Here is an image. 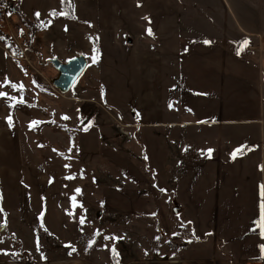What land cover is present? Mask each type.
I'll return each mask as SVG.
<instances>
[{
  "label": "rangeland",
  "instance_id": "1",
  "mask_svg": "<svg viewBox=\"0 0 264 264\" xmlns=\"http://www.w3.org/2000/svg\"><path fill=\"white\" fill-rule=\"evenodd\" d=\"M72 1L77 22L48 15L60 0H21L26 16L37 9L52 21L32 44L17 12L16 21L11 12L3 20L13 24L4 33L20 55L0 43V82L23 88L0 92L24 102L10 107L0 98V264L167 263L185 246L215 243L196 230L224 227L219 244L242 241L248 235L231 225L247 214L261 237L254 222L264 201V0ZM79 55L86 66L62 93L49 61ZM241 146L257 157L246 158L250 168L229 163ZM216 161L234 177L251 174L249 194L241 177L228 184L239 190L216 193ZM195 195L205 213L218 201L219 214L186 217Z\"/></svg>",
  "mask_w": 264,
  "mask_h": 264
},
{
  "label": "crops",
  "instance_id": "2",
  "mask_svg": "<svg viewBox=\"0 0 264 264\" xmlns=\"http://www.w3.org/2000/svg\"><path fill=\"white\" fill-rule=\"evenodd\" d=\"M20 3H21V0H17V2L12 4V6H11L12 9H11V11H9V12H11L10 18H14L13 16H15V18H16L15 21L18 19L17 16H16V11L15 10H17L18 14H22V15L26 16V14L23 13L22 9L20 8ZM72 5L74 6L73 1H72ZM56 7H58L57 3L51 8H56ZM82 7L85 8L84 5H82ZM72 9L75 12L76 7L74 6ZM36 10L37 9H35V11ZM74 15L76 16V14H74ZM39 18H41L40 15H39ZM55 18H56V21L57 20L59 21V19L66 20V18H63L61 16H57ZM76 19H77V17H76ZM3 20H4V18H3ZM53 22H54V20H53ZM51 23H52V21H51ZM2 24H3L2 25L3 29H2V26H1V29L4 30V31H6L5 27H9V26L13 25L12 22H10L9 20L5 21V23L3 22ZM53 34H55L54 31L51 33L50 31H48V29H46V31H45V35L46 36L44 37L45 40H52L54 38ZM126 42H131V41L128 39ZM55 55H56V53H55ZM18 63L20 64V66L23 65V63H21L20 61ZM18 70H19L20 73L22 72L19 68H18ZM25 71H27V69H25L22 72L23 76H25L26 73H27ZM186 111H189V110H186ZM192 120L193 121L190 122V123H195V120L194 119H192ZM250 152L251 151H247L248 154L245 153L243 155H238L240 158H242L241 162H239L240 158H237V159H231V161L229 163H231V165L235 164L234 167H239L238 166L239 163L240 164L242 163L244 168H250L252 165L250 164L248 166V164H247L248 162H246V158H248V159L250 157L251 158H254V157L257 158L255 155H250L249 156ZM255 153H258V152H256V151L253 152L252 151V154H255ZM211 167H213V170H214L213 176L215 177V181L217 179V181L215 182L216 186H218V185L221 186V187H217L216 193H220V194L222 193L221 196H225V195H228V194L232 193L233 191H235L236 188L238 190L240 189V184L233 183V186H232L233 190H232V188L228 185L229 184V179L230 180L234 179L235 181L237 180L236 178H240V177L242 179H244L245 180V182H244L245 184H244V187L241 188V190H245L246 189L248 194L250 192L249 189H251L250 186L251 187L254 186V183H251V180H250V177H252L251 174H249V176H246V178H245L244 175H240L239 177L238 176L234 177V175H233L234 172L233 171H232L233 173L228 172V167H230V166H225L224 165L222 167V163L217 162V161ZM220 172H222L223 175H224L223 183H221V181H219L220 176H221ZM225 172H226V176H225ZM248 177H249V182L246 181V179ZM217 190H218V192H217ZM249 196L252 197L251 194ZM219 198L220 197H216L215 200H218ZM201 200H202V197H196V195H195L196 203L194 205V208L193 209H189L190 213L187 214L186 217H188V216H191V217L196 216L195 218L198 219V217H202L203 215H206V216H211V218H212V217L217 216L219 214L220 207H219V202L218 201L213 206V209H212V207L209 209V207L207 206L208 209L210 210V213H205L204 211L206 209L203 208V205L199 204V202ZM227 201H228L227 198L226 199L222 198V202L221 203H223L225 205H228ZM188 208H189V206H188ZM248 209L249 210L252 209V206H250ZM192 210H193V212H192ZM245 221L246 222L243 225L236 226L235 223L231 225L233 233L238 234L237 233L238 232L237 229H241V230H243L242 233H245V234L248 235V236H245V238H243V240H244V241L242 240L243 242L239 241V240H236L234 238V240H232L230 242V244L228 242H226L225 245H224L225 242H223V244L222 243L219 244V240H223L222 237H225L226 234H227V232L224 230V227H220V229H214L213 226H212V227H209L207 229L196 230V231H193V232H195V234L198 235L197 236V237H199L198 240H201V236L203 237V235L205 237H209L210 236V238L208 240L214 239L215 243H212L210 245V241H208V242H206V241L205 242H199L198 246L197 245L194 246L195 249H192L191 246L189 248H187V246H185L184 249H183V256L184 257L179 255V258H177V260L175 258H173V259H175L174 261L169 259L170 261H168L167 263L168 264H172V263L174 264V263L177 262V264H188V262L191 263L192 260H194L193 264H220L221 262H222V264H243V262H247V264H250V262H255V264H264V258H261L262 257V251H261V248H260L261 245H264V238L260 242V239L262 237H259V235L253 230L254 227L252 225V219L250 217V214L249 215L247 214ZM202 224L203 223L200 222L199 226H202ZM255 234H257L258 236H256ZM195 239H197V238L195 237ZM202 240H203V238H202ZM221 246H223V247L226 246V247H224V249H222ZM187 249H189V250H187ZM220 250L222 251V253L219 252ZM193 256H195V257H193ZM160 261L161 262H156V263L149 262V261H145V262H146V264H167L163 260H160Z\"/></svg>",
  "mask_w": 264,
  "mask_h": 264
},
{
  "label": "snow or ice",
  "instance_id": "3",
  "mask_svg": "<svg viewBox=\"0 0 264 264\" xmlns=\"http://www.w3.org/2000/svg\"><path fill=\"white\" fill-rule=\"evenodd\" d=\"M61 3H62V5L63 4H66L69 9H72L74 7L72 5V3H71V0H61ZM9 15H11V13H9ZM35 15L37 17H39L40 14L39 13H35ZM61 15H63V16H69V15H71V13L68 12V11L56 12L55 10H53L52 12H50V16H53V17H55V16H61ZM72 18H75V17L72 16ZM145 19H148V18L145 17ZM47 23L50 24L51 21H48ZM44 26L46 27L47 24H45ZM22 31L23 30H21V34H22ZM146 31H147V34L148 35H153L151 29H147ZM0 39H3V37H0ZM204 43H210V42L209 41H204ZM247 44H248V40L247 39L239 42L238 48H237V54L238 55H239L240 51H242L243 48L247 46ZM92 59H93V63H95L97 61V59H98V55L97 56H94ZM5 85L10 86L13 90H20V89L23 88V85L13 84L10 81H8L7 78H5V81L4 82H0V88L4 87ZM0 98H5V99L10 100L12 102L10 104V107H13L16 104H20V103H23L24 102L22 98L17 99L16 97H9L8 94L5 93V92H0ZM169 107H171V104L169 105ZM64 118L66 119L67 117H64ZM6 119L8 120L9 125L11 126V116L9 115ZM37 123H39V122H36V121L31 122L30 123V127H35ZM86 130L87 129H85V131ZM251 150L252 149L247 148V146H241V147H239L237 149H234L233 152L230 155H231L232 159H235L237 157V155H243V154H245L246 151H251ZM212 151H213L212 149H208L207 150V155L209 157L211 156ZM65 167H68V165H66ZM68 178L71 179L72 177H68ZM161 191H163V190H161ZM79 192H80V189H76V193L78 194ZM261 196L264 197V186H261ZM71 200H72V206H73V208H75L77 206V202H76L75 196H73L71 198ZM260 209H261L260 218L257 221H255L254 223L260 229V233L259 234L261 235V237H264V201H262V203L260 205ZM0 212H2V209H0ZM71 214L72 213H69V215H71ZM80 223L81 224H84L85 223V220H84L83 217H81ZM0 226H3V225H0ZM253 230L255 231V229H253ZM98 234L99 233H97V235ZM106 239H107V237H106ZM91 245H92V241L90 240L89 241V247ZM66 246L67 247H71L73 252L76 251V249L74 247H72L71 245H66ZM260 248H261V251H262V257L261 258H264V245H261ZM113 254L114 255L116 254L115 253V249H113Z\"/></svg>",
  "mask_w": 264,
  "mask_h": 264
},
{
  "label": "trees",
  "instance_id": "4",
  "mask_svg": "<svg viewBox=\"0 0 264 264\" xmlns=\"http://www.w3.org/2000/svg\"><path fill=\"white\" fill-rule=\"evenodd\" d=\"M3 0H0V4L2 3ZM17 12V10H15ZM52 10H49L48 11V15L50 16V12H52ZM56 12H61V11H68L71 13V15L69 16H63L61 15V17L63 16L64 18L66 19H69V20H73L75 22H77L78 20L76 19L75 15H74V10L73 9H69L67 7L66 4H63L61 3V0H60V8L59 10H55ZM35 11L33 13V15L31 17L29 16H24L22 14H19V19L21 20V23L24 24V23H27L28 27H29V31L27 33V39H26V43L27 44H32L33 40H34V37L36 36L37 34V31L39 32V30H41L43 28V26L45 24H47V22L49 21L48 18H45V19H41L39 17H37L35 15ZM72 16H74L75 18H72ZM57 17V16H56ZM0 28H1V24H0ZM0 37H3V39H0V43H2L3 45H5V47H7L11 53H14L15 55H20V51L18 50V46L16 47L15 44L13 42L10 41V38L8 37V34L7 33H4V30L2 31L0 29ZM6 48V49H7ZM7 49V50H8ZM9 52V51H8ZM95 52V51H94ZM10 53V52H9ZM10 53V54H11ZM97 53V52H96ZM17 55V56H18ZM15 60L18 62L17 58H15ZM50 62V61H49Z\"/></svg>",
  "mask_w": 264,
  "mask_h": 264
},
{
  "label": "water",
  "instance_id": "5",
  "mask_svg": "<svg viewBox=\"0 0 264 264\" xmlns=\"http://www.w3.org/2000/svg\"><path fill=\"white\" fill-rule=\"evenodd\" d=\"M86 62L82 55L76 56L66 63L57 58L51 59L50 63L58 71L57 76L51 81L52 85L62 93L67 92L85 68Z\"/></svg>",
  "mask_w": 264,
  "mask_h": 264
},
{
  "label": "built area",
  "instance_id": "6",
  "mask_svg": "<svg viewBox=\"0 0 264 264\" xmlns=\"http://www.w3.org/2000/svg\"><path fill=\"white\" fill-rule=\"evenodd\" d=\"M17 2V0H3L0 4V22L3 20L8 11L11 10V6L13 3ZM24 61L27 62L26 56L22 57ZM9 264H22V263H9ZM250 264H255V262H251Z\"/></svg>",
  "mask_w": 264,
  "mask_h": 264
},
{
  "label": "flooded vegetation",
  "instance_id": "7",
  "mask_svg": "<svg viewBox=\"0 0 264 264\" xmlns=\"http://www.w3.org/2000/svg\"><path fill=\"white\" fill-rule=\"evenodd\" d=\"M247 263V262H246Z\"/></svg>",
  "mask_w": 264,
  "mask_h": 264
}]
</instances>
